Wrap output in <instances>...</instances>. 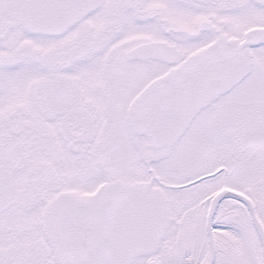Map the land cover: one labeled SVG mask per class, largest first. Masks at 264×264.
Returning a JSON list of instances; mask_svg holds the SVG:
<instances>
[{"label": "snow or ice", "instance_id": "obj_1", "mask_svg": "<svg viewBox=\"0 0 264 264\" xmlns=\"http://www.w3.org/2000/svg\"><path fill=\"white\" fill-rule=\"evenodd\" d=\"M0 264H264V0H0Z\"/></svg>", "mask_w": 264, "mask_h": 264}]
</instances>
